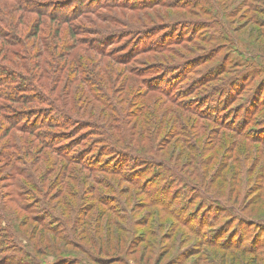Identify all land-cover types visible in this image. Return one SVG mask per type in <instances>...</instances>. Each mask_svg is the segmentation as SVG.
<instances>
[{
	"label": "rangeland",
	"instance_id": "374dc122",
	"mask_svg": "<svg viewBox=\"0 0 264 264\" xmlns=\"http://www.w3.org/2000/svg\"><path fill=\"white\" fill-rule=\"evenodd\" d=\"M63 1L94 46L53 56L67 10L40 8L44 101L0 108V264H264V0Z\"/></svg>",
	"mask_w": 264,
	"mask_h": 264
},
{
	"label": "trees",
	"instance_id": "16d2710c",
	"mask_svg": "<svg viewBox=\"0 0 264 264\" xmlns=\"http://www.w3.org/2000/svg\"><path fill=\"white\" fill-rule=\"evenodd\" d=\"M1 1V0H0ZM6 1V0H5ZM50 1V2H48ZM2 2V1H1ZM14 6H18L20 12H22L23 15L27 13H37V22L36 25L34 24L31 29H29V23L27 21L19 22L15 18L14 19L10 17L9 15L1 13L2 7L0 8V108L2 110L12 109L9 103H16V104H33L35 102H39L41 99V102L44 101L42 97H39L37 93H35V77L37 76V73L34 72L35 68H41L40 63L36 61L34 58L39 56L37 51H33L32 42L29 41L31 37L35 38L37 37V41H39L38 37L42 33L41 26H44V22L42 21V17L46 16L49 17V14L52 13H46L41 11L40 8H43L45 6H53L62 8V10L66 9V5L63 3L65 1L63 0H44V1H38V0H13ZM46 2V3H45ZM45 3V4H44ZM47 4V5H46ZM69 9V7H68ZM68 9L66 13L61 14H55V18L58 20V31L56 34L53 35V39L50 41V43H44L45 47L49 50H52V55H55V51L53 49V46H60V44L65 43L66 39H74V42L71 45L68 46H74L78 47L79 49H88L91 48L92 43L90 41H79V34L82 31V28H80L78 25H73L74 14H72ZM6 10V9H5ZM61 10V9H60ZM81 13V12H79ZM22 15V16H23ZM77 18V17H75ZM54 20V19H53ZM79 22V19L77 20ZM64 25V26H62ZM60 27L63 28L65 31L64 36L63 32L60 33ZM51 32V30H50ZM97 42L96 45L99 46L96 48V50L101 49V53L104 55H111L106 53L103 50V47H101V41H95ZM56 48V47H55ZM12 80L16 82L15 85L11 83H7ZM18 85L22 87L21 90L18 89ZM3 101L7 102L4 103ZM16 108V107H15ZM29 109H36L35 107H30L27 109H21V111L29 110ZM4 110V111H5ZM6 112V111H5ZM6 114V113H5ZM8 114V113H7ZM37 114L36 112L32 113ZM28 114H25V118H22V121L25 122L26 118L28 117ZM30 123V121H27ZM40 122L36 123L34 126L35 128L40 127ZM50 127L48 125H44L45 127ZM31 128V127H29ZM35 129L34 131H36ZM33 131V132H34ZM32 133V131H29ZM35 134V133H33ZM44 132L41 134H37V136L41 137L43 136ZM39 137V138H40ZM57 139V138H56ZM54 137L48 136L47 142L55 141ZM10 155V153H9ZM8 160V159H7ZM16 168V167H15ZM14 168V169H15Z\"/></svg>",
	"mask_w": 264,
	"mask_h": 264
}]
</instances>
